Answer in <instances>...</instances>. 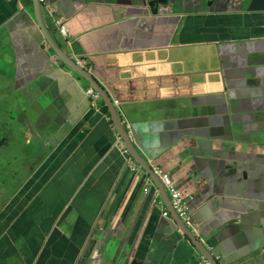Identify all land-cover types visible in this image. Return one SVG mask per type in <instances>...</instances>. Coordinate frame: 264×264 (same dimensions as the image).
Wrapping results in <instances>:
<instances>
[{"label": "crops", "instance_id": "0c3cea01", "mask_svg": "<svg viewBox=\"0 0 264 264\" xmlns=\"http://www.w3.org/2000/svg\"><path fill=\"white\" fill-rule=\"evenodd\" d=\"M37 3L0 0V109L28 142L0 145L1 174L20 182L10 194L0 187V264H85L105 242L129 264H248L264 232V11H248V0H185L157 13L137 0H48L71 36L43 11L46 29L119 102L112 112L103 98L104 118L86 96L93 85L43 40ZM233 123L254 136L226 144ZM127 125L137 156L190 197L206 252L181 230L159 180L151 176L155 197L126 167L114 141ZM33 146L44 152L32 156Z\"/></svg>", "mask_w": 264, "mask_h": 264}, {"label": "water", "instance_id": "95a60500", "mask_svg": "<svg viewBox=\"0 0 264 264\" xmlns=\"http://www.w3.org/2000/svg\"><path fill=\"white\" fill-rule=\"evenodd\" d=\"M185 0H137L139 6L147 7V9L152 13H157L161 7L165 8L167 6H170L172 4H175L177 2H181ZM41 7L38 3L36 6H34L35 15H36V22L40 23V16L39 13H41V17L44 22V14L43 9L41 11ZM248 11H264V0H248ZM38 23V24H39ZM45 26V28H44ZM44 26L40 25V29L43 34V40L46 41L52 51L56 54V56L64 63V65L71 68L76 73L80 74L83 78H85L87 81H89L94 88L100 92L102 97L105 99V101L108 103V105L112 108V112L116 110V107L113 104L112 99L108 96L106 91L93 79L91 74L88 72V70L84 69L80 65L77 64L76 60H74L72 57H70L66 52H64L63 48L58 44L56 39L54 38L52 34V29L50 28V31L46 29V23L44 22ZM8 116H6L3 111L0 109V143L5 142L11 137H14V133L12 132V129L10 128V125L5 121ZM243 130V134H249L250 136H254L252 134V131H250L246 127H239L236 123H233V125L229 126L227 137L224 138V142L226 144H235L241 141L242 135H239ZM122 134L127 137L126 130L122 128ZM241 138V139H240ZM134 158L137 160L139 164L144 168L145 171H147L151 176L155 177L157 180L158 178L154 176L153 172L151 171V168L146 164L145 160L141 159L139 156H137V150L134 145L128 144ZM190 210H192V207H190ZM174 212V211H173ZM175 213V212H174ZM180 224L182 226V231L184 234L191 240L192 244L196 245L202 252L206 250L200 245L199 242L194 241L195 240V230L192 229V227H188L179 219ZM180 227V225H178ZM181 228V227H180ZM191 228V229H189ZM116 248V252H114V249ZM120 244L116 246L115 242H105L103 248L101 249V253L97 258H91L89 259L85 264H129V255H125L122 260L118 261L117 257L120 253ZM212 254L211 252H209ZM253 258L248 264H264V232L261 236V242L257 250L253 252ZM110 256V257H109ZM212 256V255H211ZM213 258V256H212ZM211 259L212 264H218L215 259ZM81 264V263H79Z\"/></svg>", "mask_w": 264, "mask_h": 264}, {"label": "built area", "instance_id": "2783aa9c", "mask_svg": "<svg viewBox=\"0 0 264 264\" xmlns=\"http://www.w3.org/2000/svg\"><path fill=\"white\" fill-rule=\"evenodd\" d=\"M44 1V0H41ZM56 27L58 30L65 36L69 34V29L65 23H63L61 20H57L55 22ZM88 94L93 99V105H97V101L99 99V95L95 93L92 89L88 91ZM99 110V108H97ZM116 146L119 148L125 163L127 167L134 173L142 175L143 177V191L149 192L151 191L152 194L156 197L158 196L157 190H151L152 181L151 179L142 171L141 167L137 165V163L134 161L132 156L130 155V152L128 148L126 147L124 140L121 135L117 134L116 136ZM153 172L155 175H157L162 182L163 186L166 188V190L169 193L172 208L178 215V217L182 220L184 224H186L189 227H192V221H191V212L190 208L188 206V202L190 197H187L186 195H183L180 191V189L176 186L170 175L159 167H153ZM164 217L168 216L167 212H163L162 214Z\"/></svg>", "mask_w": 264, "mask_h": 264}, {"label": "clouds", "instance_id": "9594fccd", "mask_svg": "<svg viewBox=\"0 0 264 264\" xmlns=\"http://www.w3.org/2000/svg\"><path fill=\"white\" fill-rule=\"evenodd\" d=\"M39 2H40V5H42V9H43V11H44V13L48 16V18H50L51 19V21H52V25H53V29L55 30V31H57L66 41H67V39L71 36V31H70V28H69V26H68V23L66 22V21H64L62 18H57V16L54 14V12H53V9H52V6L49 4V3H47L48 2V0H44V1H41V0H39ZM57 20H61L63 23H65L66 25H67V27H68V29H69V34L67 35V36H65V35H63L59 30H58V28L56 27V25H55V22L57 21ZM51 25V26H52ZM59 44V43H58ZM61 46V45H60ZM62 47V46H61ZM60 60V59H59ZM74 60H76V62H77V64L78 65H80V66H82L83 64H85L86 62L84 61V60H81V59H74ZM61 61V60H60ZM61 63L63 64V66L64 67H66L67 69H69V70H72L71 68H69L68 66H66V65H64V63L61 61ZM75 72V71H74ZM78 74V73H77ZM80 75V74H79ZM81 76V75H80ZM90 89H92L95 93H97L98 95H99V99H98V101H97V105L96 106H94L93 105V99H92V97L88 94V91L90 90ZM86 96L88 97V99H89V102H90V105H91V107L94 109V111L95 112H98L99 114H101L104 118L105 117H107V118H110V114L109 113H104V111H102V106H101V103L103 102V97H102V95L100 94V92H98L93 86H91V87H89L88 89H87V91H86ZM118 103L119 102H115V103H113V104H116V105H118ZM97 108H99V110H97ZM125 130H126V133H127V137H129V138H131V136H132V132H131V128H130V126L129 125H127V127L125 128ZM12 132H13V130H12ZM14 133V132H13ZM15 134V133H14ZM117 134H119V135H121L122 136V138H123V140H124V143H125V145H126V147L128 148V150H129V152H130V155L132 156V158L134 159V161L137 163V160L134 158V156H133V154H132V152H131V150H130V148H129V146H128V143H127V141H126V139H127V137L125 136V135H123L122 133H117ZM117 134H116V136H117ZM12 138H14V137H11L10 139H8L7 141H9V140H11ZM7 141H5V142H7ZM5 142H1L0 143V145L3 143H5ZM114 147L115 148H117L118 149V151L120 152V150H119V148L116 146V137H115V141H114ZM120 154H121V152H120ZM122 155V154H121ZM123 157V156H122ZM125 161V160H124ZM0 162H1V160H0ZM125 165H126V163H125ZM137 165H139L140 167H141V169H142V171L151 179V175L148 173V172H146L144 169H143V167L140 165V164H138L137 163ZM126 167H127V165H126ZM153 167H158V166H153ZM153 167L151 168V171L153 172ZM128 168V167H127ZM161 169V168H160ZM128 170L131 172V173H134V172H132L129 168H128ZM163 171V170H162ZM165 172V171H164ZM167 173V172H166ZM134 174H136V173H134ZM153 174H154V172H153ZM169 174V173H168ZM136 175H139V174H136ZM170 175V174H169ZM140 176H142V175H140ZM154 176H156L157 178H158V180H159V182L161 183V185L163 186V184H162V182L160 181V179H159V177L157 176V175H155L154 174ZM170 177L172 178V176L170 175ZM142 180H143V177H142ZM173 180V179H172ZM151 181H152V179H151ZM174 181V180H173ZM40 182V184L38 185V187L40 188L45 182H46V178H42L40 181H38V182H36V183H39ZM174 183H175V181H174ZM176 184V183H175ZM176 186H177V184H176ZM143 188H144V186H143V184H142V191H143ZM163 188L166 190V188L163 186ZM179 188V187H178ZM180 189V188H179ZM152 190V189H151ZM180 191H181V189H180ZM144 192V191H143ZM149 192H151V191H149ZM158 192V191H157ZM166 192L168 193V191L166 190ZM146 193V192H145ZM148 193V192H147ZM152 193V192H151ZM182 193V192H181ZM168 195H169V193H168ZM169 199H170V196H169ZM170 202H171V199H170ZM172 205V204H171ZM190 208V207H189ZM173 211H174V209H173ZM175 212V211H174ZM190 212H191V210H190ZM168 213V212H167ZM175 214H176V212H175ZM177 215V214H176ZM163 216V215H162ZM178 216V215H177ZM164 217V216H163ZM179 218V217H178ZM180 219V218H179ZM181 220V219H180ZM182 221V220H181ZM192 221V220H191ZM184 224V223H183ZM186 225V224H185ZM192 225H193V223H192ZM187 226V225H186ZM189 227V226H188ZM192 229H193V226H192ZM193 230H195V232H196V229H193ZM196 235V234H195Z\"/></svg>", "mask_w": 264, "mask_h": 264}, {"label": "rangeland", "instance_id": "374dc122", "mask_svg": "<svg viewBox=\"0 0 264 264\" xmlns=\"http://www.w3.org/2000/svg\"><path fill=\"white\" fill-rule=\"evenodd\" d=\"M81 67H83L84 69L88 70V72L90 71V69L87 67V64H83ZM90 73V72H89ZM94 79V78H93ZM14 139L16 141V143L20 146H24L26 147L28 145L27 142V137L24 133L21 134H14ZM9 146V145H8ZM15 146V145H14ZM14 146H12V148H14ZM31 146V145H30ZM2 147V146H1ZM27 151H31L32 152V156H34V154L37 152L38 154H41L44 152L43 149L37 147L35 148L34 146L32 147V149H30L29 147L27 148ZM0 160H1V156H0ZM21 161H17L14 165V168L19 171V173L21 174V176H25V168L23 166V164L20 163ZM2 164H0V187H2L4 184L7 186L8 189V194H10L13 191V188L17 185H19V181H18V176L15 180H10L9 177H7L5 175V173L1 174L2 169L4 168L3 166H1ZM25 183V182H22Z\"/></svg>", "mask_w": 264, "mask_h": 264}, {"label": "flooded vegetation", "instance_id": "af4514ba", "mask_svg": "<svg viewBox=\"0 0 264 264\" xmlns=\"http://www.w3.org/2000/svg\"><path fill=\"white\" fill-rule=\"evenodd\" d=\"M110 257V256H109Z\"/></svg>", "mask_w": 264, "mask_h": 264}]
</instances>
